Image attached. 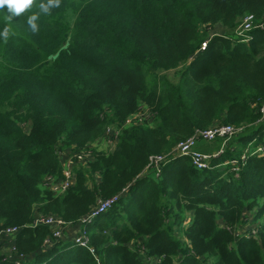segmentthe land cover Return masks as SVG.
I'll return each mask as SVG.
<instances>
[{
    "label": "trees",
    "instance_id": "16d2710c",
    "mask_svg": "<svg viewBox=\"0 0 264 264\" xmlns=\"http://www.w3.org/2000/svg\"><path fill=\"white\" fill-rule=\"evenodd\" d=\"M41 2L0 8V229L19 227L0 264H264V26L236 32L246 14L264 19V0H60L48 14ZM144 109L149 121L123 127ZM215 124L243 129L207 169L182 154L146 169ZM107 127L121 128L114 148L92 147ZM64 149L90 157L54 194L43 181L62 176ZM113 196L84 224L86 246L44 245L49 228L31 224H76Z\"/></svg>",
    "mask_w": 264,
    "mask_h": 264
},
{
    "label": "built area",
    "instance_id": "2783aa9c",
    "mask_svg": "<svg viewBox=\"0 0 264 264\" xmlns=\"http://www.w3.org/2000/svg\"><path fill=\"white\" fill-rule=\"evenodd\" d=\"M264 19L256 20L255 16L252 14H246L242 22L237 26L236 32L239 35L250 31L255 27H263ZM245 41L248 39L245 38ZM206 46V41L201 43L200 49H203ZM259 113L261 114L260 119H264V101L261 103L259 108ZM150 115L146 114V109L143 112H138L128 117L123 124V127H126L132 123H141L144 120L149 121ZM243 129V126L235 127L231 124H215L204 129H195L190 136L179 141L170 152H164L158 155H152L149 158L148 165L146 169H152L155 171V174L159 173V165L170 155L182 154L187 155L192 165L199 170L207 169L210 164V160L216 154L222 151V148L215 152H202L196 148V143L200 140L205 142H211L217 138L223 139L225 142L231 136L239 133ZM121 128L119 127H107L105 130V136L100 140H104L107 145H111L114 148L116 139L119 135ZM257 154L264 156V144H260L255 150ZM64 153H59L63 155ZM83 156L90 157V152L87 150H82L73 156L71 159L65 158L64 163H62V176L60 178H55L52 176H46L44 178L43 184L45 187H48L54 194H62L66 191L70 185L73 184L75 174L73 171L75 160L84 161ZM244 159V156L241 157ZM238 170V168H236ZM117 196H113L108 199L99 200L97 205L94 206L85 216L80 220L79 229L71 237L76 243L86 246L88 244V235L86 233L84 224L91 220L92 217L97 215L100 212L105 211L109 208L115 201ZM32 225H44L49 228V235L44 240V245H50L52 241L63 239V233L70 223H66L60 216L56 214H44L41 212H35ZM19 227L9 226L3 227L0 229V251L4 254L5 259H12V256L15 254V235L18 232ZM92 251V249H91ZM16 264H19L21 259H24V256L17 255Z\"/></svg>",
    "mask_w": 264,
    "mask_h": 264
},
{
    "label": "clouds",
    "instance_id": "9594fccd",
    "mask_svg": "<svg viewBox=\"0 0 264 264\" xmlns=\"http://www.w3.org/2000/svg\"><path fill=\"white\" fill-rule=\"evenodd\" d=\"M36 0H22V3L25 7L31 6L35 4ZM21 3V0H0V8L7 6L10 13L13 15H19L24 10L25 7L18 6ZM60 0H47V3H40L39 10L40 13L48 14L51 7H59ZM38 19V15H32L28 18V25L33 32L38 31V25L36 20Z\"/></svg>",
    "mask_w": 264,
    "mask_h": 264
},
{
    "label": "rangeland",
    "instance_id": "374dc122",
    "mask_svg": "<svg viewBox=\"0 0 264 264\" xmlns=\"http://www.w3.org/2000/svg\"><path fill=\"white\" fill-rule=\"evenodd\" d=\"M218 32H222L221 30H220V28H219V26H215L214 28H211L210 30H209V33L208 34H213V33H218ZM172 71L173 70H170L169 72H162V73H165L166 75L168 74L169 76L171 75V73H172ZM23 127L25 128V130H27V126L26 125H23ZM218 139V138H217ZM232 139V137L229 139V140H227L226 142H224V141H222L221 142V145L222 146H220L221 148H223V146H225L230 140ZM216 140V139H215ZM199 142V141H198ZM200 142L201 143H204V144H211V149L212 148H214L212 145H213V142L211 141V143L210 142H205V141H203V140H200ZM92 147H96L98 150H111V148H112V146L111 145H107V144H101V143H98V142H96L95 144H93L92 145ZM218 148L217 150H213V152L215 153V152H217V151H219L221 148ZM68 150H69V148H67ZM70 150H72L71 148H70ZM201 150H205L203 147H201ZM67 150L66 149H64V150H62L61 151V153H66V157H67V159H71L72 157L71 156H73V155H70V154H68L67 152H66ZM73 151V150H72ZM77 153V152H76ZM75 153V154H76ZM83 159H88V157H86V156H83ZM65 161H66V159H65ZM63 163H64V161H63ZM250 216V214L248 215V217ZM252 216V215H251ZM250 216V217H251ZM65 238H67L66 237V233H65V231H64V233H63V239H65ZM0 255H3V257H4V254L0 251Z\"/></svg>",
    "mask_w": 264,
    "mask_h": 264
},
{
    "label": "crops",
    "instance_id": "0c3cea01",
    "mask_svg": "<svg viewBox=\"0 0 264 264\" xmlns=\"http://www.w3.org/2000/svg\"><path fill=\"white\" fill-rule=\"evenodd\" d=\"M219 28L221 31L224 30L221 26H219ZM98 143L106 144V142L104 140H99ZM201 147H203L205 150H201ZM196 148L202 152L214 153L213 150L211 149V144H204V143H201L199 141L196 143ZM79 227H80L79 222L76 224L68 225L65 229L66 237L71 238L73 236V234L79 229Z\"/></svg>",
    "mask_w": 264,
    "mask_h": 264
},
{
    "label": "bare ground",
    "instance_id": "6f19581e",
    "mask_svg": "<svg viewBox=\"0 0 264 264\" xmlns=\"http://www.w3.org/2000/svg\"><path fill=\"white\" fill-rule=\"evenodd\" d=\"M246 33H247V32H246ZM248 34H249V33H248ZM242 37H243V36H242ZM242 37H241V38H242ZM248 40H249V39H248ZM208 41H209V40H208ZM242 41H243V40H242ZM245 42H246V41H245ZM205 48H206V47H205ZM151 118H152V117H151ZM259 119H260V118H259ZM144 121H145V120H144ZM259 121H260V120H259ZM263 121H264V120H263ZM263 121H262V122H263ZM150 123H151V122H150ZM228 139H229V138H228ZM245 154H246V153H245ZM251 154H252V152H251ZM244 157H246V156H244ZM212 158H213V157H212ZM244 159H245V158H244ZM244 159H243V160H244ZM234 163H235V162H234ZM235 164H236V163H235ZM209 169H210V168H209ZM117 200H118V199H117ZM109 208H110V207H109ZM91 209H92V208H91ZM107 209H108V208H107ZM101 213H102V212H101ZM92 220H93V219H92ZM77 223H78V221H77ZM72 224H73V223H72ZM85 225H86V224H85ZM34 226H35V225H34ZM74 226H75V225H74ZM85 227H86V226H85ZM87 231H88V230H87ZM65 239H66V238H65ZM68 239H69V238H68ZM71 240H72V239H71ZM65 241H67V240H65ZM144 257H145V256H144ZM148 260H150V259H148ZM149 263H150V262H149Z\"/></svg>",
    "mask_w": 264,
    "mask_h": 264
}]
</instances>
